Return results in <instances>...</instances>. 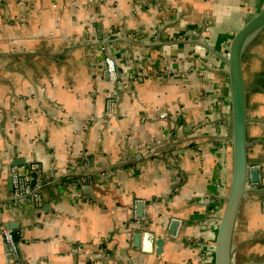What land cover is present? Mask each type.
Here are the masks:
<instances>
[{"label":"crops","instance_id":"1","mask_svg":"<svg viewBox=\"0 0 264 264\" xmlns=\"http://www.w3.org/2000/svg\"><path fill=\"white\" fill-rule=\"evenodd\" d=\"M215 2L0 0V227L17 225L19 248L17 261L0 233V264H215L232 177L224 56L264 0H236L238 23L213 36ZM243 74L261 175L240 204L233 264H264V29ZM14 162L37 165L41 205L9 189Z\"/></svg>","mask_w":264,"mask_h":264},{"label":"water","instance_id":"2","mask_svg":"<svg viewBox=\"0 0 264 264\" xmlns=\"http://www.w3.org/2000/svg\"><path fill=\"white\" fill-rule=\"evenodd\" d=\"M263 29L264 6L235 32L230 42L228 54L224 56V60L228 65V74L231 83L232 177L229 192L225 196V207L217 231L215 264H233V236L240 204L244 195L249 191L248 184L250 182L257 183L261 175L258 167L259 164L249 161L247 156V147L249 144L247 139V91L243 74V57L250 42ZM12 165H20V163L14 162ZM30 175L32 177L30 180L31 185L36 186L38 172L33 171ZM8 181L9 189L13 190L12 177ZM143 206L144 203L142 201L137 203V216L143 215ZM16 226L14 223L5 224V227L11 230L15 239L18 234L15 229ZM177 226L178 223L173 222L171 226V232L173 234ZM134 241L136 246L140 245V232L135 234ZM163 243L164 239L158 237L156 241L157 252H161ZM11 256L13 255L11 254ZM16 259L18 261V258Z\"/></svg>","mask_w":264,"mask_h":264},{"label":"built area","instance_id":"3","mask_svg":"<svg viewBox=\"0 0 264 264\" xmlns=\"http://www.w3.org/2000/svg\"><path fill=\"white\" fill-rule=\"evenodd\" d=\"M103 62L105 70L108 74V79L111 82H118L120 73L116 58L112 54L110 48L106 45L102 46ZM118 100L115 96L109 95L106 99V110L110 113L115 112ZM37 168L36 164H32L29 169ZM21 165H13L11 167V177L13 182V193L17 198H25L32 200L36 205L42 204V195L39 188L33 187L30 183V170ZM0 233L3 235L5 242L9 248L10 253L15 257H19L18 242L11 233V230L1 226Z\"/></svg>","mask_w":264,"mask_h":264},{"label":"clouds","instance_id":"4","mask_svg":"<svg viewBox=\"0 0 264 264\" xmlns=\"http://www.w3.org/2000/svg\"><path fill=\"white\" fill-rule=\"evenodd\" d=\"M213 36L219 35L235 27L238 23L239 10L236 0H216L215 7L209 10Z\"/></svg>","mask_w":264,"mask_h":264}]
</instances>
